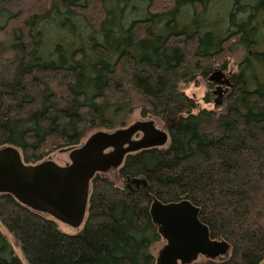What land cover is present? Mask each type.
Here are the masks:
<instances>
[{
	"label": "trees",
	"instance_id": "16d2710c",
	"mask_svg": "<svg viewBox=\"0 0 264 264\" xmlns=\"http://www.w3.org/2000/svg\"><path fill=\"white\" fill-rule=\"evenodd\" d=\"M216 1L0 0V149L36 166L135 112L169 137L126 155L120 184L91 178L73 235L0 193V264H156L155 200L190 202L229 245L191 264H264V0H220L217 35L203 30ZM48 41L59 43L47 52ZM237 50V72H226ZM198 78L210 81L206 102L222 90L215 107L185 93Z\"/></svg>",
	"mask_w": 264,
	"mask_h": 264
},
{
	"label": "water",
	"instance_id": "95a60500",
	"mask_svg": "<svg viewBox=\"0 0 264 264\" xmlns=\"http://www.w3.org/2000/svg\"><path fill=\"white\" fill-rule=\"evenodd\" d=\"M139 131L149 136L126 144ZM167 135L154 131L150 124H135L114 133H97L71 154L65 167L51 162L36 166L22 163L13 147L0 149V193H8L29 208L46 213L56 222L80 227L86 215L88 184L96 173L120 168L126 155L150 148H161ZM112 149L111 152H107ZM151 217L166 242L156 264H191L199 257L209 260L226 257L229 245L212 240L198 218V209L183 200L151 205Z\"/></svg>",
	"mask_w": 264,
	"mask_h": 264
},
{
	"label": "rangeland",
	"instance_id": "374dc122",
	"mask_svg": "<svg viewBox=\"0 0 264 264\" xmlns=\"http://www.w3.org/2000/svg\"><path fill=\"white\" fill-rule=\"evenodd\" d=\"M216 5H213L211 7V9H213V7L215 8L214 12L209 15L208 17V20L206 21V27L203 28L204 32H207V31H210L212 32L213 34H218L221 32V28L219 27V21L221 18L224 19V14L225 16H227L226 12L225 11H221L219 9H217L218 7H221V2L220 0L216 1L215 2ZM223 7V6H222ZM192 16V14H188L187 16L184 15V11L182 13V17H180V23L182 26H184V24H186L190 17ZM59 43V42H53V41H48L46 43V48L45 50L47 52L51 51V49L53 50L55 45ZM45 51V53H46ZM243 60V51L242 50H237L235 51L232 56H231V59H230V64H229V68L226 72H229L232 71L234 73L237 72V67L238 65L242 62ZM212 78H216L217 80L219 81H223L226 79V73H221V75H218V74H215L214 76H212ZM210 82V81H209ZM207 81H204L202 78H198L196 83H197V86L194 85V83H192L191 85H189L188 87H186L184 89L185 93L190 96V97H193L197 100L198 102V105L200 107H209V108H213L215 107L216 104H219L221 102V99H222V90H218V93L217 91L214 92V95L217 96V99L214 101V102H206L204 99H203V96L205 95V93L207 92V84L209 83ZM213 82V81H212ZM183 87V86H182ZM220 113H225V107H221L220 110H219ZM135 124H150L152 129L154 131H158L162 134H166L167 135V140L164 144L163 147L161 148H166L168 143H169V137H168V134H167V131L166 129L163 127L162 123H160L158 120L154 119V118H142L140 115H139V112H135L133 115H131L128 120H127V126L126 128L132 126V125H135ZM124 128V129H126ZM118 130H121V128H118L114 131H105V130H100V131H93V132H89L81 141V144L78 146V147H75L73 149H65L63 151H58V152H55L53 153L50 157L46 158L44 160V162H51V163H54L56 164L57 166H60V167H65L67 165H69L71 163V154L78 148H80L83 144L86 143L87 140H89L93 135L97 134V133H114L115 131H118ZM138 134H134L132 137L129 138L128 142L126 144H124L122 147H126L128 146L130 143H133V142H137L139 140H141L143 138L142 136V133L141 132H137ZM108 152V151H107ZM43 163V162H42ZM118 169H111V170H108L104 173H102L104 176L108 177L110 180H112L114 183L116 184H120L121 181L118 177ZM58 224V227L60 228L61 231L67 233V234H76L78 233L81 228H82V225L80 227H71L69 225H66L64 223H61V222H57ZM166 245V242L161 239L160 242L156 243L152 249H151V253L153 254V256L155 257V259L157 260L161 250L165 247ZM204 260V257H199L196 261L199 262V261H202Z\"/></svg>",
	"mask_w": 264,
	"mask_h": 264
},
{
	"label": "flooded vegetation",
	"instance_id": "af4514ba",
	"mask_svg": "<svg viewBox=\"0 0 264 264\" xmlns=\"http://www.w3.org/2000/svg\"><path fill=\"white\" fill-rule=\"evenodd\" d=\"M139 132L142 133L143 138L149 136V135H148L146 132H144V131H139ZM135 134H138V133H135ZM111 151H112V149H110L108 152H111Z\"/></svg>",
	"mask_w": 264,
	"mask_h": 264
}]
</instances>
